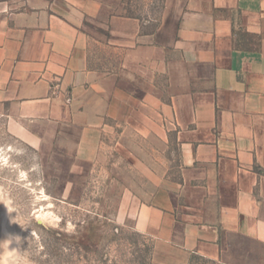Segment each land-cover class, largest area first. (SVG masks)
<instances>
[{"label": "crops", "instance_id": "crops-1", "mask_svg": "<svg viewBox=\"0 0 264 264\" xmlns=\"http://www.w3.org/2000/svg\"><path fill=\"white\" fill-rule=\"evenodd\" d=\"M119 3L0 0V123L68 174L121 129L174 145L176 200L134 213L156 256L264 264V0H167L154 29Z\"/></svg>", "mask_w": 264, "mask_h": 264}, {"label": "rangeland", "instance_id": "rangeland-1", "mask_svg": "<svg viewBox=\"0 0 264 264\" xmlns=\"http://www.w3.org/2000/svg\"><path fill=\"white\" fill-rule=\"evenodd\" d=\"M166 2L120 0L116 11L154 29ZM123 134L68 174L51 147H33L0 123V241L11 240L0 245V264H169L156 256L134 213L161 189L172 188L175 199L176 149ZM187 264H239V257L193 256Z\"/></svg>", "mask_w": 264, "mask_h": 264}, {"label": "clouds", "instance_id": "clouds-1", "mask_svg": "<svg viewBox=\"0 0 264 264\" xmlns=\"http://www.w3.org/2000/svg\"><path fill=\"white\" fill-rule=\"evenodd\" d=\"M14 239L16 240L17 244L20 243V238L19 237H15ZM10 243H11V240H9V239H5L3 241H0V245H3L5 247H9ZM26 264H31V262L30 261H26Z\"/></svg>", "mask_w": 264, "mask_h": 264}, {"label": "bare ground", "instance_id": "bare-ground-1", "mask_svg": "<svg viewBox=\"0 0 264 264\" xmlns=\"http://www.w3.org/2000/svg\"><path fill=\"white\" fill-rule=\"evenodd\" d=\"M1 155V154H0Z\"/></svg>", "mask_w": 264, "mask_h": 264}]
</instances>
